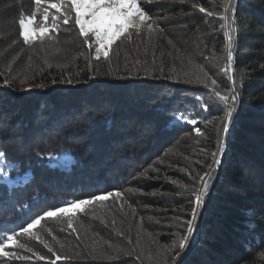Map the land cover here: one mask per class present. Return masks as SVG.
<instances>
[{"label": "trees", "instance_id": "1", "mask_svg": "<svg viewBox=\"0 0 264 264\" xmlns=\"http://www.w3.org/2000/svg\"><path fill=\"white\" fill-rule=\"evenodd\" d=\"M228 5L142 3L159 27L130 31L97 59L74 12L58 29L50 15L49 32L26 44L19 19L32 14L33 0H0V125L18 128L30 150L5 148L0 133L9 174L20 175L11 185L0 180V233H18L66 201L123 193L76 213L72 227L66 217L43 219L30 230L39 239L16 235L26 248L6 249L29 259L0 257V264H173L172 242L186 232L206 172L210 192L183 264H264V0ZM229 35L233 74L224 72ZM232 77L239 95L218 153L225 108L205 84L216 80L224 93ZM181 113L196 125L178 121Z\"/></svg>", "mask_w": 264, "mask_h": 264}, {"label": "snow or ice", "instance_id": "2", "mask_svg": "<svg viewBox=\"0 0 264 264\" xmlns=\"http://www.w3.org/2000/svg\"><path fill=\"white\" fill-rule=\"evenodd\" d=\"M35 9L30 16L25 17L21 14L19 19L20 37L23 38L24 43H32L35 39H43L49 32L47 26L49 16L51 15V24L54 28L58 29V20L62 19L64 24H68L71 14L75 13V25L78 26L79 34L88 44L89 48L95 45L96 58L99 59L101 54L107 58L109 56V49L113 44L121 37L131 38L130 30L135 31L137 34L142 29H147L151 33L154 28L159 27L156 21L149 15L147 11L141 7L142 3H151L152 0H33ZM197 7V5H193ZM50 9H55V14L50 13ZM232 0H229V5L226 11H232ZM200 11H205L200 8ZM37 14H40L41 19L36 22L35 18ZM207 15H213L212 12H208ZM222 19L227 20V16H222ZM151 21V22H149ZM162 31V29H161ZM229 43L226 47V58L228 65L225 66L224 72L227 74L228 67L232 62V36L228 37ZM71 83L70 80L64 81ZM7 85L9 82L4 81ZM55 83V80H53ZM233 87L222 93L217 90V81L211 80L210 84H205V87L209 88L211 96L216 100L218 104L223 105L225 108L224 117L220 122V129L218 130V153L223 152V145L219 140V131L227 132L231 122L233 113L236 110V102L239 93L235 87V81H232ZM43 88L44 85H38ZM203 110L208 109L207 104L202 105ZM176 119L184 122L196 125L195 119H190L188 115L183 113L179 114ZM195 131L199 135H203L200 128H195ZM50 156L52 154H49ZM5 154L0 152V158ZM213 162L219 164L220 160L217 158V153H213ZM210 169L212 165L208 166ZM9 174L8 167L3 163H0V177L7 178ZM207 178V179H206ZM211 173L206 172L203 176H200V187L193 191L194 206L191 210V219L186 221V232L184 235L176 233L177 240L172 242V248L170 250L179 249L172 256L173 264H183L182 256L188 247L190 238L192 237L195 228L196 220L199 215V209H201L205 202V197L208 195L209 185L211 181ZM187 187V186H185ZM123 195L120 191H110L102 194L92 195L89 198L75 199L64 202V206L48 209L43 212L42 215L36 216L35 219L28 223L26 227H21L18 233H0V257L3 258H17V259H29V257H18L16 253L7 251L10 243L15 242V247L24 249L26 245L20 243L15 239L16 235L27 234L29 237H35L39 239L36 232L30 231L35 225H39L45 218H67L68 226L72 227V221L76 213L84 212L87 206H90L98 201H105L110 197L120 198ZM75 231V229H73ZM44 246L48 248L50 252L53 249L44 242ZM61 247L63 245L61 244ZM27 251L31 252L32 249L28 248ZM38 259H45L39 254H36ZM60 259V257H57ZM65 259H70L65 257ZM54 264V262H53Z\"/></svg>", "mask_w": 264, "mask_h": 264}, {"label": "rangeland", "instance_id": "3", "mask_svg": "<svg viewBox=\"0 0 264 264\" xmlns=\"http://www.w3.org/2000/svg\"><path fill=\"white\" fill-rule=\"evenodd\" d=\"M152 1H154V0H152ZM157 1H159V0H157ZM74 15H75V13H74ZM40 19H41V16H40V18H37V19L35 18L36 22H39ZM149 22H151V21H149ZM130 31H132V30H130ZM118 40L115 43H117ZM228 71L231 74H233V72H234L233 70H230V68H229ZM231 80H233V77L231 78ZM25 86L27 88V87H29V84H26ZM17 129L18 128H16V129H10V128H8L7 129V128L3 127V124L0 125V133H2V134H3V132H6L7 133V135H5L3 137V142H2L3 143V146L5 148H7V149H12V150L16 151V153L19 154V155L28 156V154L30 153V150L29 149L28 150H25V149L23 150V148H22V146L20 144L21 141L19 140L18 135L16 134V132H13V131H16ZM10 130H12V132H10ZM24 136L25 137L26 136L28 137V136H30V134H24ZM36 139H37V137H32V140L33 141H35ZM40 142H43V139H41ZM0 144H1V142H0ZM26 144H28V143H26ZM23 146L25 147V144ZM26 152H28V154H26ZM0 163H3L6 167H8V170H9V168H10L11 165L8 164V163H5V161L3 160V157L0 158ZM58 177L59 176H57V177L54 176L53 178L54 179H57ZM19 179H20V175H15L14 176V175H11V174H8V177L7 178L0 177V180L1 181H4V182H6L9 185L14 184V183H17ZM63 181H66V178H64ZM69 183H70V181H69ZM78 190L79 191H82L83 193L86 191L85 189L84 190L83 189H78ZM87 191H88V188H87ZM208 192H210V190ZM14 243L15 242H12L10 244H14Z\"/></svg>", "mask_w": 264, "mask_h": 264}, {"label": "water", "instance_id": "4", "mask_svg": "<svg viewBox=\"0 0 264 264\" xmlns=\"http://www.w3.org/2000/svg\"><path fill=\"white\" fill-rule=\"evenodd\" d=\"M236 35V34H235ZM204 213V209H203V207H202V214Z\"/></svg>", "mask_w": 264, "mask_h": 264}]
</instances>
